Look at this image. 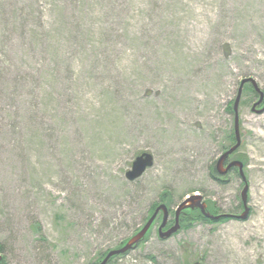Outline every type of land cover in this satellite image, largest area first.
Returning a JSON list of instances; mask_svg holds the SVG:
<instances>
[{
  "label": "rangeland",
  "instance_id": "rangeland-1",
  "mask_svg": "<svg viewBox=\"0 0 264 264\" xmlns=\"http://www.w3.org/2000/svg\"><path fill=\"white\" fill-rule=\"evenodd\" d=\"M246 78L264 92V0H0L6 264H99L164 192L169 226L193 196L229 216L162 240L160 215L145 243L109 264H264V113L251 84L233 157L245 162L246 220L235 217L238 170L212 177ZM143 153L154 166L131 182Z\"/></svg>",
  "mask_w": 264,
  "mask_h": 264
},
{
  "label": "water",
  "instance_id": "water-1",
  "mask_svg": "<svg viewBox=\"0 0 264 264\" xmlns=\"http://www.w3.org/2000/svg\"><path fill=\"white\" fill-rule=\"evenodd\" d=\"M251 83L254 87V89L256 90V92H258L261 96L260 101L254 105L253 107V111L257 112L258 114H262L264 113V108L260 111L256 110V108L258 106H260L263 101H264V93L260 90V87L258 85V83L253 79V78H246L241 82L240 85V89H239V93H238V97L236 99L235 102V106H234V110H235V134H236V145L230 149L229 151H227L226 153H224L221 158L218 160L217 165H216V169L217 172L221 175V176H225L227 175L233 168H239V172H240V176L243 179V181L246 184V187L243 190L242 193V201H243V205L245 207V211L241 216H237V219L239 220H246L249 214V208H248V191H249V187L247 186L246 183V176L244 174V164L240 161H233L232 163H230L227 167H225V162L230 158V156H232L242 145V139H241V133H240V117H239V106H240V101L242 98V93H243V89L245 87L246 84ZM154 166V157L152 154L150 153H143L141 154L139 157L136 158V160L134 161L131 170L127 173L126 178L133 182L135 180H138L139 178H141L148 169L152 168ZM196 196H193V198H187V200H185L177 209L176 212V222L175 225L170 228L168 231H164V229L167 227L168 225V221H169V216H170V212L169 209L166 205L162 204L160 205L157 210L155 211V213L153 214V216L149 219V221L145 224V226L141 229V231H139L137 234H135L131 239H129L127 241V243L122 246L119 249H115L113 251H111L106 258L100 263V264H109L110 260L116 256H120V255H126L128 254L130 251L136 249L141 242H143L147 236V234L149 233L150 229L152 228V226L154 225L157 217L159 216V214L161 212H163V222L162 225L159 228V233H160V239L162 240H168L171 237H173L176 233H178L181 229V225H180V215L183 211L185 210H195V209H200L202 211V213L208 218V219H212V220H220L221 218H225L228 217L227 215H222V216H212L210 213L207 212V204L206 203H200V201L202 199H200V196H197L198 200L196 201L194 198ZM3 261V256L0 254V264H2ZM192 264H200L199 262H195Z\"/></svg>",
  "mask_w": 264,
  "mask_h": 264
},
{
  "label": "trees",
  "instance_id": "trees-1",
  "mask_svg": "<svg viewBox=\"0 0 264 264\" xmlns=\"http://www.w3.org/2000/svg\"><path fill=\"white\" fill-rule=\"evenodd\" d=\"M249 89H250V92H252L254 95H256L257 96V92L253 89V87H252V85H249V87H248ZM258 98H259V95H258ZM229 112L231 113V114H233L234 116H235V113H234V108H231L230 110H229ZM231 134H230V136H229V138H228V142L230 143L229 144V146H226L225 148H224V150L223 151H226V150H228V149H230L231 147H233L234 145H235V131H234V128L233 129H231ZM235 156V155H234ZM239 161H242L243 163H245L244 161H243V159L242 158H239L238 159ZM234 170H237V169H234ZM218 175V173H217V170H216V165L213 167V170H212V177L215 179V180H219V179H217L216 178V176ZM220 181V180H219ZM220 182H224V181H220ZM169 198H171V194L170 193H168V192H164L163 193V195H162V197H161V200H162V203H165L167 206H169L168 205V201H169ZM155 209H156V207H155ZM212 209V207L211 208H208V212H211L212 211V213H214V215H219V213L217 214V210L214 208L213 210H211ZM154 213V212H153ZM152 213V214H153ZM211 213V214H212ZM227 219V218H226ZM226 219H222V220H220V221H218V222H221V221H225ZM188 221H190V223L192 222V221H196L197 223H199V222H201V223H215V221H212V220H209V219H207L199 210H195V211H185L183 214H182V216H181V225L183 224V223H185V222H188ZM191 225V224H190ZM148 239L146 238V241H147ZM145 243V242H144ZM2 251V247L0 246V252ZM2 264H6V260L5 259H3V261H2ZM185 264H188V262L186 261L185 262Z\"/></svg>",
  "mask_w": 264,
  "mask_h": 264
},
{
  "label": "flooded vegetation",
  "instance_id": "flooded-vegetation-1",
  "mask_svg": "<svg viewBox=\"0 0 264 264\" xmlns=\"http://www.w3.org/2000/svg\"><path fill=\"white\" fill-rule=\"evenodd\" d=\"M260 108H262V106L260 107ZM233 160H231V159H228L227 161H226V164H225V166H228V164H230V162H232ZM170 216H171V213H170ZM182 216V215H181ZM181 216H180V219H181ZM160 218V216L158 217V219ZM157 219V220H158ZM175 221H176V218H175ZM180 222H181V220H180ZM174 226V225H173ZM172 227V225H170V226H168L165 230L167 231L168 229H170ZM158 235H160V233H159V229H158ZM104 260V258L101 260V262Z\"/></svg>",
  "mask_w": 264,
  "mask_h": 264
}]
</instances>
